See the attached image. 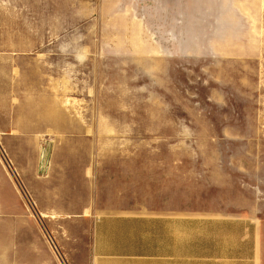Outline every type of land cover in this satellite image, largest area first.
<instances>
[{
  "label": "rangeland",
  "instance_id": "1",
  "mask_svg": "<svg viewBox=\"0 0 264 264\" xmlns=\"http://www.w3.org/2000/svg\"><path fill=\"white\" fill-rule=\"evenodd\" d=\"M23 2L35 8L29 35L67 42V71L61 80L53 77V89L67 108L68 133L59 140L12 142L11 149L20 148L21 168L28 166L27 149L34 150L41 174L51 170L54 150L65 151L57 160L73 164L93 154L102 195L152 199L154 172L178 165L181 187L197 197H259L262 203L264 0L9 4ZM8 34L0 28V36ZM0 154L13 173L17 163L2 142ZM19 181L27 197L21 174Z\"/></svg>",
  "mask_w": 264,
  "mask_h": 264
},
{
  "label": "crops",
  "instance_id": "2",
  "mask_svg": "<svg viewBox=\"0 0 264 264\" xmlns=\"http://www.w3.org/2000/svg\"><path fill=\"white\" fill-rule=\"evenodd\" d=\"M10 1L0 0V28L9 32L0 36V142L17 166L12 173L0 154V264H264L259 197H197L181 187L178 165L154 172L152 199L105 197L93 154L73 164L56 159L65 156L61 149L52 151L49 172L40 173L32 149L21 168L12 142L68 133L67 108L53 89V77L67 71V42L29 35L35 8Z\"/></svg>",
  "mask_w": 264,
  "mask_h": 264
}]
</instances>
